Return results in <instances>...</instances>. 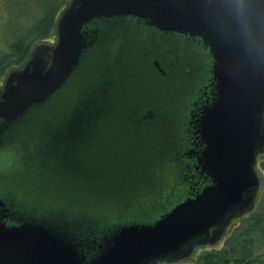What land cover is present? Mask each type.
Instances as JSON below:
<instances>
[{
    "label": "water",
    "instance_id": "water-1",
    "mask_svg": "<svg viewBox=\"0 0 264 264\" xmlns=\"http://www.w3.org/2000/svg\"><path fill=\"white\" fill-rule=\"evenodd\" d=\"M115 25L135 36L183 38L208 55L209 79L189 107L187 142L172 170L170 194L183 197L153 220L83 236L63 223L19 216L0 195V264L176 262L198 246L216 244L233 220L255 207L256 159L264 153V0H68L55 22L54 43L34 45L0 86V154L11 157V131L73 82L105 27ZM138 55L127 60L136 64ZM151 66L165 74L159 61ZM164 189L157 187L152 204L131 198L122 211L166 205L172 196ZM91 197L103 208L102 199Z\"/></svg>",
    "mask_w": 264,
    "mask_h": 264
},
{
    "label": "rangeland",
    "instance_id": "rangeland-1",
    "mask_svg": "<svg viewBox=\"0 0 264 264\" xmlns=\"http://www.w3.org/2000/svg\"><path fill=\"white\" fill-rule=\"evenodd\" d=\"M43 1L0 0V50L25 32ZM134 52L139 53L136 64L127 60ZM155 60L164 75L152 68ZM208 79V55L199 44L149 37L144 31L135 36L126 26L105 27L73 82L11 131V157L0 154V195L19 216L63 223L83 236L153 220L183 197L170 194L176 183L172 170L187 142L185 117ZM81 116L83 126L77 122ZM256 166L259 203L264 200V155ZM158 186L172 196L166 205L122 211L121 204L124 208L131 198L152 204ZM91 196L102 199L103 208ZM245 221L233 220L228 228ZM205 249L177 264H192ZM259 253L264 255V248Z\"/></svg>",
    "mask_w": 264,
    "mask_h": 264
},
{
    "label": "trees",
    "instance_id": "trees-1",
    "mask_svg": "<svg viewBox=\"0 0 264 264\" xmlns=\"http://www.w3.org/2000/svg\"><path fill=\"white\" fill-rule=\"evenodd\" d=\"M67 1L58 0L56 4L53 0H44L25 32L11 41L7 48L0 50V84L10 69L21 67L25 63L29 58L30 50L35 44L54 40V15L60 12ZM244 219H246L244 224L237 225L232 230L227 229L225 233V239L227 240L221 246L208 245L200 247H209V250L205 249L192 264L261 263L264 259L263 253H259V250L264 248V200L259 203L256 200L255 207L251 212L234 221L238 223V221ZM234 229L238 230L235 234H232Z\"/></svg>",
    "mask_w": 264,
    "mask_h": 264
},
{
    "label": "flooded vegetation",
    "instance_id": "flooded-vegetation-1",
    "mask_svg": "<svg viewBox=\"0 0 264 264\" xmlns=\"http://www.w3.org/2000/svg\"><path fill=\"white\" fill-rule=\"evenodd\" d=\"M178 262H181V261H178ZM178 262H174V263H170V264H177Z\"/></svg>",
    "mask_w": 264,
    "mask_h": 264
},
{
    "label": "bare ground",
    "instance_id": "bare-ground-1",
    "mask_svg": "<svg viewBox=\"0 0 264 264\" xmlns=\"http://www.w3.org/2000/svg\"><path fill=\"white\" fill-rule=\"evenodd\" d=\"M186 104V103H185Z\"/></svg>",
    "mask_w": 264,
    "mask_h": 264
}]
</instances>
